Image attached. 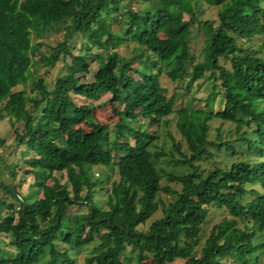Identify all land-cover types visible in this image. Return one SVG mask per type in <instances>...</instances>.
Returning <instances> with one entry per match:
<instances>
[{"label":"trees","instance_id":"16d2710c","mask_svg":"<svg viewBox=\"0 0 264 264\" xmlns=\"http://www.w3.org/2000/svg\"><path fill=\"white\" fill-rule=\"evenodd\" d=\"M121 1L0 0V117L21 125L14 128L16 144L33 153L26 159L33 174L28 190L0 180L15 201H0L6 206L0 233L14 247L2 249L0 264H255L264 248V0H202L217 6L214 25L196 15L199 0H133L144 4L124 12ZM194 27L202 36L198 60L189 44ZM46 30L61 38L31 42ZM256 34V43H248ZM78 35L72 50L67 40ZM43 43L48 48L41 51ZM121 45L130 53L121 54ZM94 46L102 53L91 52ZM88 55L95 69L86 80ZM64 56V72L50 85L41 74L29 92L14 88L26 81L31 63L49 67ZM133 57L141 63L132 65ZM161 74L177 89L167 94ZM203 77L218 80L205 97L210 105L220 93L223 104L214 112L182 103ZM103 92L118 115L113 128L92 119L81 127L91 116L88 100ZM172 114L184 142L168 132L177 156L149 149L155 128ZM212 119L214 138L207 132ZM222 122H235L237 132L245 124L250 135L243 129L226 139L222 134L231 131ZM219 148L231 151L228 164H217ZM166 154L173 166H156ZM61 170L63 181L53 174ZM70 204L86 212L65 229ZM210 207L228 216L199 242ZM97 237L86 255L72 254Z\"/></svg>","mask_w":264,"mask_h":264},{"label":"rangeland","instance_id":"374dc122","mask_svg":"<svg viewBox=\"0 0 264 264\" xmlns=\"http://www.w3.org/2000/svg\"><path fill=\"white\" fill-rule=\"evenodd\" d=\"M200 4H199V10L196 11V15L199 18H210L211 19V23L214 25L217 23V15H216V11H217V6L215 5H209L207 3H205L202 0H199ZM141 6L144 4V2H136L133 0H123L120 2V6H121V10L124 12V9L127 6H131V7H138L137 6ZM184 17H186V15L184 14ZM201 30L197 29L194 27L193 31H192V35L190 36V51L192 52V54L194 55L195 59H201L202 58V54H201V46H202V38H201ZM61 35L59 32L57 33H50L49 30H46L45 32H43L41 34V36L39 38H34L31 36V42L34 43L35 41H37L38 39H42V41L52 44L54 39H60ZM259 38V35H253L250 36L248 43H256V40ZM80 42V37L79 35L77 37H73L72 39H68L67 43H68V47H70L72 50H76L78 45ZM48 47L46 44H41L38 49L42 50H46ZM119 51L121 54H129L130 50L128 46H124L121 45L119 48ZM91 52H96L99 51L102 53V50L98 47H91L90 49ZM38 57V55H33V59H36ZM64 58L65 60L68 59V56H64L63 58L58 57V59L53 63V65L46 67L45 64L43 63H38V61L31 63V72H27V78L26 81L22 84V83H18L16 85V87L14 88H25L28 92L31 90V86H32V82L34 80H36V77L38 75H43L45 78V81L48 85H50V83L54 80L55 76L64 72ZM88 58V71L84 74V78L86 80H89L92 78V72L95 69V63L93 61H89V55L87 56ZM221 62H224L226 64V66L228 65V61L226 59H222L220 58ZM45 63V62H44ZM141 62H139L135 57L132 58L131 64L132 65H137L140 64ZM160 81L164 84V86L167 88L166 92L167 94H169L172 89H177L176 88V83H172L170 81V79L166 76L161 74L159 76ZM218 80H214L210 77H203L201 78L199 81L194 80L193 84L191 85L190 90H188L187 94H185V96L183 97L182 103L187 106V107H191V108H203V109H208L209 107H211V111L214 112L217 109L222 107L223 104V100H220V93L217 91L215 92L212 97L210 98V105H207L206 101H205V97L208 95L209 91H211V84L214 83V87L212 90L214 89H218V84H217ZM109 93L108 92H103L100 93L98 98L96 99H91L88 100V102L92 105L91 110H90V114L91 116L84 119L80 124L81 127L83 128H88V124L89 121L92 119L94 121H98L99 123H104L108 126L109 130H111L113 128V124L118 120V115L113 111L111 105L108 103V101L106 100V98L108 97ZM190 95H192V98L190 97ZM181 99V97H178ZM73 99L76 101H81V99L76 98V96H73ZM120 107V106H118ZM175 115H170V120L171 122H168V124H162L161 122H159L158 126L155 128V139L153 140V142L155 143V145L151 144L149 145V149H158V148H162L165 151H173V153L175 154V156H177V152L173 150L172 146H171V139L169 138L168 132H170L174 138H177L181 141L182 144H184L183 142V138L180 136V134L178 133L177 129L175 128V126L173 125L172 121L174 119ZM218 121L215 119L210 120L209 122V126H208V136H210V138H214V132H215V126L217 125ZM222 127L223 130H230L231 132L229 134H226L223 130H221V133L219 132V134L221 135L223 132L224 134H222L223 136H226V139H235L236 136H238V132L242 131L243 129H245L246 131L243 132V136L245 135H250V132L248 131V128H246L245 124H242L239 129L238 132L235 131L234 126H235V122H222ZM14 128L17 129V131L21 130V125L20 124H16L14 127H12L9 124V120L8 117L6 115H4L3 117H0V139L2 140V143L0 144V180L1 181H5V182H12L13 185H15L16 189L22 193L25 192L26 190H28L30 188L29 183L32 181L33 178V174L31 172H27L26 169H28L30 167V165L27 163L26 159L27 157H29L30 155H32V151L30 149H28L27 147H25V145L23 143H18L16 144V138H15V133H14ZM150 127H147V129L149 130ZM128 129H125L123 131H127ZM217 134V132L215 133ZM221 135V136H222ZM128 140L129 142H132V136H128ZM240 143L245 144L244 141H241ZM238 150H241L242 148H244V145H237ZM184 148V146H183ZM212 151L214 153H217L218 151L220 152L216 159H217V164H228L231 159H233L234 157L231 156L229 153H231V151H223L221 148H219L218 151H216L215 149H212ZM215 155V154H214ZM169 154L163 155L162 157H160L159 160H156V166H161L164 169H168V167L173 166L172 162H169L168 158H169ZM201 165L204 166L206 165V163L204 161H201ZM14 172V176H10L11 172ZM53 174L59 178V181H63L65 179V174L64 171H54ZM46 182L49 183V180H46ZM102 197L105 196V194H101ZM0 201H5V203H7L8 201H10L11 203H15V201L13 199H11L6 192H4L3 190L0 189ZM6 211V206L5 205H1L0 206V213H4ZM208 215H207V221H205L202 224V231H200L198 239L199 242H203V240L205 239V237L208 234V231L211 227V225L217 223L222 216H228L224 209H215V208H208ZM86 212V208L85 206H77L76 204H70L69 206L66 207L65 209V215H64V220H63V228L65 229H72L73 227L76 226V222L77 220L84 215V213ZM237 226H241V221L237 220L236 222ZM8 239L9 236L7 234L4 233H0V252L2 251V249H5L6 251H10L13 252L14 251V247L11 246L8 243ZM98 237L91 241L88 244H85L84 246L80 247L78 250L76 249H71L72 254H74L76 257H78L79 259L83 256L86 255L88 253V251L91 249V247L98 242ZM258 257L255 261V264H264V248L259 249L258 250ZM182 260L181 259H176L172 262H168L166 264H181Z\"/></svg>","mask_w":264,"mask_h":264}]
</instances>
